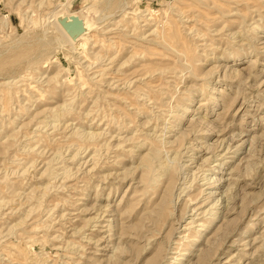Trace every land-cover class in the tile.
Here are the masks:
<instances>
[{"label": "rangeland", "instance_id": "obj_1", "mask_svg": "<svg viewBox=\"0 0 264 264\" xmlns=\"http://www.w3.org/2000/svg\"><path fill=\"white\" fill-rule=\"evenodd\" d=\"M0 264H264V0H0Z\"/></svg>", "mask_w": 264, "mask_h": 264}, {"label": "bare ground", "instance_id": "obj_2", "mask_svg": "<svg viewBox=\"0 0 264 264\" xmlns=\"http://www.w3.org/2000/svg\"><path fill=\"white\" fill-rule=\"evenodd\" d=\"M58 14H60V13H57V15ZM72 15H78V16H80L83 20H84V22H85V24H86V27H87V29L89 30V32H88V34L90 33V30H91V27H92V23H90L91 21H90V18H86V17H83V16H81L79 13H71V14H69L68 16H72ZM57 18L54 20L55 21V23H57L56 21H57V19H58V23H59V25L58 24H55V25H57V28L59 29V32L61 31V33L63 34V36L67 39V42H68V40L69 41H71V42H74L75 44H76V42L77 43H81V46L83 47V48H85V47H87V45H88V40H87V38H86V36H88V34H85V35H82V38L81 39H79V40H77L78 38H79V36H77V35H74V33L71 31V30H68V29H66L64 26H62V24H61V20H62V18H64L63 17V15H59V16H56ZM52 18V17H51ZM68 20V19H67ZM54 21H52V22H54ZM67 22H69V21H66V23ZM61 34V35H62ZM66 41V40H65ZM74 46V45H73ZM172 178L171 179H169L168 181H167V183H166V186H165V189L166 190H169V185L172 183ZM216 214V213H215ZM179 257V256H178ZM178 259V258H177ZM177 259H175V260H177Z\"/></svg>", "mask_w": 264, "mask_h": 264}, {"label": "water", "instance_id": "obj_3", "mask_svg": "<svg viewBox=\"0 0 264 264\" xmlns=\"http://www.w3.org/2000/svg\"><path fill=\"white\" fill-rule=\"evenodd\" d=\"M66 15H64L65 17L62 18V20H61L62 26H64L68 30H71L74 33V35L80 36V35L84 34V32H83V21L80 19V17L77 15L67 17ZM66 21H71V22L66 23Z\"/></svg>", "mask_w": 264, "mask_h": 264}]
</instances>
